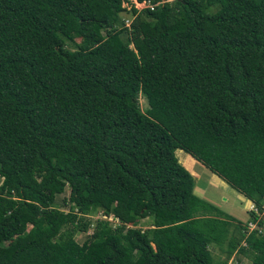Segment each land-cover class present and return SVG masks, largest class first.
<instances>
[{"label": "trees", "instance_id": "1", "mask_svg": "<svg viewBox=\"0 0 264 264\" xmlns=\"http://www.w3.org/2000/svg\"><path fill=\"white\" fill-rule=\"evenodd\" d=\"M135 1L0 0V264H218L223 242L264 264V0ZM175 150L255 227L197 197ZM96 213L116 223L78 243Z\"/></svg>", "mask_w": 264, "mask_h": 264}, {"label": "rangeland", "instance_id": "2", "mask_svg": "<svg viewBox=\"0 0 264 264\" xmlns=\"http://www.w3.org/2000/svg\"><path fill=\"white\" fill-rule=\"evenodd\" d=\"M162 1H170V0H162ZM147 4V3H146ZM144 3H137L135 0H124L123 6L129 8V6H133L136 9H141L146 6ZM215 9L211 8L207 12H213ZM124 12L120 13L119 19L123 20L124 25L126 26L127 22L130 21V17ZM68 49L74 48L70 43H66L65 45ZM138 105L140 109H144L146 106L145 100L141 95H138ZM174 156L177 158L178 162L182 163L189 172L193 175V193L205 200L206 202L217 207L222 213L233 217L236 221L240 222L241 225L250 222L251 215L250 211L257 213L256 208L254 207L253 202H247V198H245L242 194H240L236 189L227 184L223 179H221L216 174L212 173L207 167L201 164L199 161L193 159L188 153H185L181 150H175ZM185 168V169H186ZM186 169V170H187ZM187 170V171H188ZM68 194V189L65 188L63 193L57 194L54 199V207L66 211L67 206L64 204V199ZM261 218L264 219V204L262 206V210L257 213ZM87 218L90 221V226L85 232H75L73 237L78 242L81 243L84 241L89 233L92 230L95 219L103 218L107 219L110 225L116 223V220L111 217L102 216L100 213L88 215ZM234 223H236L234 221ZM252 224L253 221L251 222ZM148 219H141L137 222H129L127 227H139L140 229H145L149 227ZM226 243L223 242L221 246H218L215 243H210L208 245V249L211 253L213 261L216 263H221L225 261V264H250L249 258L247 256H242L239 254L230 255L227 259L226 257Z\"/></svg>", "mask_w": 264, "mask_h": 264}, {"label": "built area", "instance_id": "3", "mask_svg": "<svg viewBox=\"0 0 264 264\" xmlns=\"http://www.w3.org/2000/svg\"><path fill=\"white\" fill-rule=\"evenodd\" d=\"M143 3H144V4L147 3L146 6H149V7L151 8V4H150V3H148V2H143ZM146 6H145V7H146ZM128 23H129V22H127L126 24L128 25ZM127 25H126V26H127ZM251 222H252V221H250V222L247 223V226H246L247 230H251V229H253V228L255 227V224H252ZM253 223H254V222H253Z\"/></svg>", "mask_w": 264, "mask_h": 264}, {"label": "crops", "instance_id": "4", "mask_svg": "<svg viewBox=\"0 0 264 264\" xmlns=\"http://www.w3.org/2000/svg\"><path fill=\"white\" fill-rule=\"evenodd\" d=\"M249 200L247 199V202H248ZM249 202H251V201H249Z\"/></svg>", "mask_w": 264, "mask_h": 264}]
</instances>
